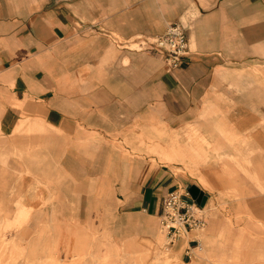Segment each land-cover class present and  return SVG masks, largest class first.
Masks as SVG:
<instances>
[{
  "label": "crops",
  "instance_id": "obj_1",
  "mask_svg": "<svg viewBox=\"0 0 264 264\" xmlns=\"http://www.w3.org/2000/svg\"><path fill=\"white\" fill-rule=\"evenodd\" d=\"M172 23L189 40L179 66L130 46ZM254 69L264 74V0H0V138L30 133V156L12 162L27 169L15 183L30 211L25 238L47 236L61 261L97 252L104 227L116 242L154 239L165 196L196 184L143 156L144 141L153 147L159 131H191L215 116L264 156L254 97L203 108L237 95L233 86ZM199 236L191 230L171 246L180 263L194 259Z\"/></svg>",
  "mask_w": 264,
  "mask_h": 264
},
{
  "label": "rangeland",
  "instance_id": "obj_2",
  "mask_svg": "<svg viewBox=\"0 0 264 264\" xmlns=\"http://www.w3.org/2000/svg\"><path fill=\"white\" fill-rule=\"evenodd\" d=\"M130 46L140 48L137 41ZM254 73V77L240 80L243 84L233 86L238 88L237 95L226 93L207 98L203 108H231L236 100L246 104L254 97L255 108L264 112L263 70L254 69ZM248 88L255 89L253 96L242 91ZM201 119L202 127H193L191 131H159L156 144L151 147L144 141L147 148L142 150L143 156L151 157L153 153L160 163L179 173L190 172L192 179L188 184L198 185L207 195L202 206L208 221L199 231L201 243L192 261L180 263L176 252L168 248L160 218L154 239L144 235L116 242L104 227L99 250L79 255L72 261L59 260L47 236L26 239L24 227L30 211L16 196L15 183L27 169L12 162L21 163L30 156V149L23 144L25 137L30 140V133H20L0 138V144L8 140L10 146H15L9 151L0 148V264H261L264 261L263 149L258 142L254 149L249 148L246 139L232 131L233 128L222 129L217 123L219 117L204 115ZM26 125L28 121L23 120L16 131ZM262 126L264 115L256 121V129ZM211 170L214 178L209 175Z\"/></svg>",
  "mask_w": 264,
  "mask_h": 264
},
{
  "label": "built area",
  "instance_id": "obj_3",
  "mask_svg": "<svg viewBox=\"0 0 264 264\" xmlns=\"http://www.w3.org/2000/svg\"><path fill=\"white\" fill-rule=\"evenodd\" d=\"M137 42L140 49H155L162 53L171 68L179 66L190 52L188 36L182 23L169 24L164 33L144 37ZM203 209L188 189H173L165 196L160 224L167 237L168 248L189 231H200L206 227ZM197 244H200L199 240Z\"/></svg>",
  "mask_w": 264,
  "mask_h": 264
},
{
  "label": "water",
  "instance_id": "obj_4",
  "mask_svg": "<svg viewBox=\"0 0 264 264\" xmlns=\"http://www.w3.org/2000/svg\"><path fill=\"white\" fill-rule=\"evenodd\" d=\"M188 191L190 192L192 197L197 200V202H199L200 204L205 203L207 195L200 187H198L197 185H192L190 186Z\"/></svg>",
  "mask_w": 264,
  "mask_h": 264
},
{
  "label": "bare ground",
  "instance_id": "obj_5",
  "mask_svg": "<svg viewBox=\"0 0 264 264\" xmlns=\"http://www.w3.org/2000/svg\"><path fill=\"white\" fill-rule=\"evenodd\" d=\"M164 136H165V135H164ZM160 137H161V136H160ZM185 145H186V144H185ZM190 152H191V151H190ZM188 155H189V154H188ZM186 156H187V155H186ZM189 158H190V157H189ZM263 251H264V249H263ZM260 262H261V261H260ZM262 263H264V261H263ZM262 263H261V264H262Z\"/></svg>",
  "mask_w": 264,
  "mask_h": 264
}]
</instances>
